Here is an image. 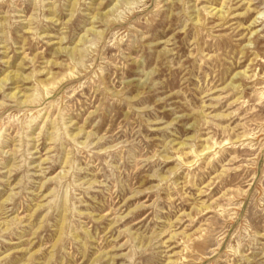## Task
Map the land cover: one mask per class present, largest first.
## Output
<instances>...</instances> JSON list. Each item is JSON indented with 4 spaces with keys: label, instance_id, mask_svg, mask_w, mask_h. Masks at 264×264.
Masks as SVG:
<instances>
[{
    "label": "rangeland",
    "instance_id": "rangeland-1",
    "mask_svg": "<svg viewBox=\"0 0 264 264\" xmlns=\"http://www.w3.org/2000/svg\"><path fill=\"white\" fill-rule=\"evenodd\" d=\"M223 1L0 0V264H264V0Z\"/></svg>",
    "mask_w": 264,
    "mask_h": 264
},
{
    "label": "bare ground",
    "instance_id": "bare-ground-1",
    "mask_svg": "<svg viewBox=\"0 0 264 264\" xmlns=\"http://www.w3.org/2000/svg\"><path fill=\"white\" fill-rule=\"evenodd\" d=\"M224 2H226V0L223 1L221 7H219V8H217V7H213L212 9H210V11H208V14H211V15H214V16L218 17V19H219L221 22H223L222 24H224L225 21H226V19L231 15V12L229 11V10H230V7L227 8V9H225V3H224ZM210 8H211V7H210ZM249 8H250V7H248V9H249ZM257 15H258V14H257ZM257 15H256V17H254V18L252 19L251 23L249 24L250 29L248 30V32L250 33V31H251L252 35H253L254 32H256V31H254V30H252V29L255 28V27L257 26V23H258ZM195 18H196V23H197V24H199V25H201V26H202V25H205V22H204V20H203V18H202V16H201L200 12L197 14V16H196ZM256 30H257V29H256ZM250 35H251V34H250ZM248 43H250V42H248ZM239 74H240V72H239L238 74H235V76H234L233 79H235V77L238 76ZM243 75L246 76V77H249L248 75L245 74V72L243 73ZM1 80H2V79H1ZM7 80H8V79H5V82H6ZM230 87H231L233 90H238V89L240 88V84H236V83H234V82H231V83H230ZM16 92H18V90H16V91L13 93V95H15ZM210 148H212V146H210V145L204 147L205 150H209ZM207 208H208V206H207V207H203L202 209L204 210V209H207Z\"/></svg>",
    "mask_w": 264,
    "mask_h": 264
}]
</instances>
